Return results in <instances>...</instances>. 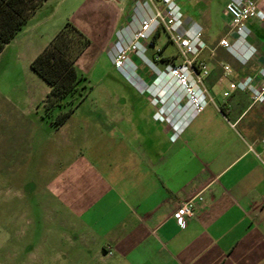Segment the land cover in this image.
I'll list each match as a JSON object with an SVG mask.
<instances>
[{
    "label": "crops",
    "instance_id": "crops-1",
    "mask_svg": "<svg viewBox=\"0 0 264 264\" xmlns=\"http://www.w3.org/2000/svg\"><path fill=\"white\" fill-rule=\"evenodd\" d=\"M134 2L44 0L0 54L10 49L29 66L66 21L80 31L86 25L85 36L96 32V46L107 52ZM226 3L216 14L209 0L182 6L184 22L199 27L208 48L199 59L207 65L203 83L210 100L176 140L167 123L153 119L147 94L137 90L144 99L128 100L119 85L102 86L105 98L95 116L66 119L72 141L66 138L58 156L53 199L41 214L54 229L38 245L36 264H45L46 251L59 256L51 264H264V166L250 150H260L264 140V101L251 103L240 91L224 96L231 82L264 69V21L248 22L256 55L241 65L218 46L230 30ZM257 7L264 14V1ZM215 28L222 30L218 38L210 34ZM223 65L232 73L223 74ZM197 194L201 200L181 229L173 212Z\"/></svg>",
    "mask_w": 264,
    "mask_h": 264
},
{
    "label": "rangeland",
    "instance_id": "rangeland-1",
    "mask_svg": "<svg viewBox=\"0 0 264 264\" xmlns=\"http://www.w3.org/2000/svg\"><path fill=\"white\" fill-rule=\"evenodd\" d=\"M209 2L216 14L222 0ZM187 3L188 0H178L181 10ZM84 28L89 32L86 25L81 27L82 32ZM221 32L218 28L210 30L213 38H218ZM92 34L86 35L91 49L82 55L76 66L77 73L82 76L79 90L64 99L63 108L55 109L51 119L60 111L71 108L70 122L95 116L101 111L95 108L96 105L105 98L102 86L119 85L124 87L120 94L126 99H144L132 84L114 70L106 52L95 44L96 32L92 31ZM155 46L162 49L164 56L176 54L175 47L168 42L164 33L156 40ZM153 49L150 47L146 53L148 59H152ZM173 58L175 62L178 61L176 57ZM131 60L138 67L139 76L149 83L152 79L149 68L139 58L131 57ZM165 65L166 62L162 61L156 67L163 69ZM47 91L45 82L14 52L7 49L0 54V261L3 263L36 264L38 256L42 257L38 245L42 243L44 235L47 241L52 237L54 228L49 223L53 222L43 221L41 214L45 211L43 204L53 199L50 187L59 175L57 172L61 166L58 156L65 148V141H69L66 138L72 141V133L69 121L59 130L53 128L50 119L46 118L43 101ZM49 205L46 204L47 212L52 210ZM7 229L12 235V241H8V244L5 241ZM45 229H50V232H45ZM63 253L69 258V251ZM54 257L57 259L59 256L54 251H46L45 264H51L48 262Z\"/></svg>",
    "mask_w": 264,
    "mask_h": 264
},
{
    "label": "built area",
    "instance_id": "built-area-1",
    "mask_svg": "<svg viewBox=\"0 0 264 264\" xmlns=\"http://www.w3.org/2000/svg\"><path fill=\"white\" fill-rule=\"evenodd\" d=\"M260 1L264 0H227L224 6L230 30L227 37L219 39L218 46L241 65H246L256 55L255 48L248 41L250 30L247 24L250 20L264 21V14L257 7ZM158 32L164 33L176 49V54L166 61L161 56L162 49L153 41ZM115 36L114 43L106 52L110 65L140 93L147 94L150 104L156 109L153 119L167 123L172 130L170 140H176L184 126L210 100L203 83L208 73L207 65L199 59V55L208 48L199 27L184 22L178 0H135L130 20ZM150 47L154 48L152 59L146 56ZM131 57L139 58L149 68L152 75L149 83L139 76L138 67ZM173 57L178 61L175 62ZM162 61L166 65L158 69L156 64ZM222 69L225 75L232 73L228 65H223ZM230 91L247 93L251 103L264 101V69L231 82L224 96H228ZM250 150L264 166V140L260 150ZM197 200H201L199 194L177 205L173 217L179 228L186 227Z\"/></svg>",
    "mask_w": 264,
    "mask_h": 264
},
{
    "label": "trees",
    "instance_id": "trees-1",
    "mask_svg": "<svg viewBox=\"0 0 264 264\" xmlns=\"http://www.w3.org/2000/svg\"><path fill=\"white\" fill-rule=\"evenodd\" d=\"M43 1L0 0V52ZM158 34L159 32L153 37V41ZM89 44L90 40L71 22L66 21L29 64V68L48 86L43 109L55 129L59 128L73 111L72 108L60 111L51 119L55 109L63 108L64 99L78 92L82 76L77 73L75 62Z\"/></svg>",
    "mask_w": 264,
    "mask_h": 264
}]
</instances>
